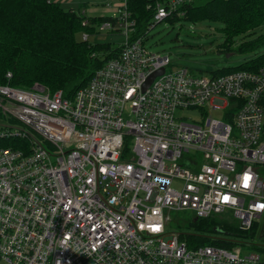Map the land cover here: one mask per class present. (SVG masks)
Instances as JSON below:
<instances>
[{"label":"built area","instance_id":"1","mask_svg":"<svg viewBox=\"0 0 264 264\" xmlns=\"http://www.w3.org/2000/svg\"><path fill=\"white\" fill-rule=\"evenodd\" d=\"M192 1L156 3L141 35L127 0L106 4L97 31L122 35L120 51L71 97L0 84V264H264V246L166 229L173 210L241 231L264 221V65L197 76L144 44ZM188 109L202 121L176 116Z\"/></svg>","mask_w":264,"mask_h":264},{"label":"trees","instance_id":"2","mask_svg":"<svg viewBox=\"0 0 264 264\" xmlns=\"http://www.w3.org/2000/svg\"><path fill=\"white\" fill-rule=\"evenodd\" d=\"M163 1L127 0L128 11L136 21L137 35L145 33L156 3ZM181 9L182 16L174 14L165 21L222 25L219 31L223 42L219 52H249L264 44V32L246 40L264 22V0H193ZM107 19L108 15L87 16L79 10L64 9L51 0H0V84L25 89L39 84L50 92L60 90L64 96L71 97L86 85L96 69L120 51V46L114 48L109 43L81 39L82 33L97 35V27ZM237 38L241 42L233 50ZM263 65L264 52L235 68L214 72L255 70ZM6 73L11 77L7 79ZM19 143L15 140L1 144L17 147ZM188 228L185 232L188 240L226 248L238 245L234 237L249 232L239 230L235 221L217 218L192 219Z\"/></svg>","mask_w":264,"mask_h":264},{"label":"rangeland","instance_id":"3","mask_svg":"<svg viewBox=\"0 0 264 264\" xmlns=\"http://www.w3.org/2000/svg\"><path fill=\"white\" fill-rule=\"evenodd\" d=\"M58 2H60V5L64 9L77 6V4L73 5L77 3V0H58ZM95 2L100 5L102 2L109 1L96 0ZM220 27L222 25L217 22H174L170 24L167 21H163L156 24L147 32L144 44L151 51L167 55L173 68L186 67L192 74L197 76L211 75L212 72L217 70L235 68L264 52L263 44L254 51L242 53L232 51L231 54L226 56V53L218 51L220 44L223 42V37L219 31ZM263 32L264 22L254 33L247 36L246 40H252ZM88 41L91 43H109L115 48L123 43V37L117 33L102 31L97 35H89ZM240 42V38L234 40L233 50H235ZM204 110L209 116L220 118V114L210 110L207 105L204 106ZM180 114L185 120L195 122H201L203 118L201 110L198 109L177 110L176 116L179 117ZM124 116L129 118L128 112ZM168 217L170 219L166 226L168 231L185 233L188 232V224L194 216L189 210H173L168 213ZM234 238H236L237 242H243L241 244L243 252L259 251V246H264L263 219L257 223L256 228H253L243 236H236Z\"/></svg>","mask_w":264,"mask_h":264},{"label":"crops","instance_id":"4","mask_svg":"<svg viewBox=\"0 0 264 264\" xmlns=\"http://www.w3.org/2000/svg\"><path fill=\"white\" fill-rule=\"evenodd\" d=\"M95 1L96 0H77V3L73 4H77V6L71 9L79 10L87 16H103L111 13V8L107 7L106 4H115L119 2V0H108L109 2H102L98 5ZM56 2H58V0H56ZM58 3L60 4V2Z\"/></svg>","mask_w":264,"mask_h":264},{"label":"water","instance_id":"5","mask_svg":"<svg viewBox=\"0 0 264 264\" xmlns=\"http://www.w3.org/2000/svg\"><path fill=\"white\" fill-rule=\"evenodd\" d=\"M229 54H231V53H226V56H228ZM162 72H163V68L159 69L158 71H155V72L151 73L147 77L145 83L143 84L142 89H145L150 84V82L152 81V79L154 78V76L159 75Z\"/></svg>","mask_w":264,"mask_h":264},{"label":"snow or ice","instance_id":"6","mask_svg":"<svg viewBox=\"0 0 264 264\" xmlns=\"http://www.w3.org/2000/svg\"><path fill=\"white\" fill-rule=\"evenodd\" d=\"M249 179H250L249 177H245V187L248 186V180H249ZM225 199H227V198H225Z\"/></svg>","mask_w":264,"mask_h":264}]
</instances>
